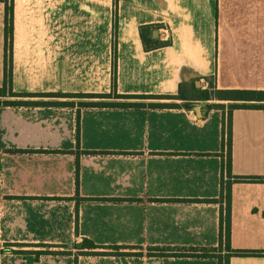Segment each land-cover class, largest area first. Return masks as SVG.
Returning a JSON list of instances; mask_svg holds the SVG:
<instances>
[{
  "label": "crops",
  "instance_id": "crops-1",
  "mask_svg": "<svg viewBox=\"0 0 264 264\" xmlns=\"http://www.w3.org/2000/svg\"><path fill=\"white\" fill-rule=\"evenodd\" d=\"M10 1L0 264H264V103L198 100L264 91V0Z\"/></svg>",
  "mask_w": 264,
  "mask_h": 264
},
{
  "label": "trees",
  "instance_id": "trees-1",
  "mask_svg": "<svg viewBox=\"0 0 264 264\" xmlns=\"http://www.w3.org/2000/svg\"><path fill=\"white\" fill-rule=\"evenodd\" d=\"M115 2V0H114ZM0 3L4 4V47H5V66H4V84L3 87L0 89V95L5 94L8 90L9 94H13L11 92V82H10V72H9V65H8V50L10 47V41L12 36V30H13V8H12V1L10 0H0ZM158 29V27H157ZM116 23H115V17H114V23H113V37L114 40L116 38ZM140 37L143 44L144 49L147 51L152 46H159L164 47L169 45V42H162V43H156L155 45H150V27L144 26L140 28ZM198 100L203 101H209V100H218V101H231V102H254V103H264V91H247V90H216L211 84H209L208 90L205 91H198ZM108 95H95L96 98H105ZM97 106H101V104H95ZM105 105V104H102ZM233 109H264V106H248V105H232L229 106V112ZM227 143H228V159H227V170H229L230 167V145H231V130H230V124L228 126V132H227ZM244 180V179H240ZM250 182H264L262 179H248ZM225 235H224V242L226 246V250L229 251V216L227 214V217L225 219ZM221 242V237H220ZM79 249H86L88 251H93L98 249L93 243L84 240L81 245L78 246ZM112 250H115L116 252L110 253V255H123L118 253V248H110ZM153 251L156 252V255L158 257H200V258H206L210 257L206 252H200L199 254H196L197 251L191 250L193 253H180V254H168V249L165 248H155ZM167 253V254H166ZM43 254H53L56 255L54 252H39L37 255H43ZM105 253H94V252H87L84 253V255H94V256H101ZM249 256H258L262 255L264 253L260 252H248V253H241ZM127 255V254H124ZM219 259V264H223ZM227 264V261L224 263Z\"/></svg>",
  "mask_w": 264,
  "mask_h": 264
},
{
  "label": "water",
  "instance_id": "water-1",
  "mask_svg": "<svg viewBox=\"0 0 264 264\" xmlns=\"http://www.w3.org/2000/svg\"><path fill=\"white\" fill-rule=\"evenodd\" d=\"M157 36H158V32H157V31H154V32H153V37H154V38H157ZM197 86H198V84H197ZM195 112L198 113L199 110L197 109V110H195Z\"/></svg>",
  "mask_w": 264,
  "mask_h": 264
}]
</instances>
